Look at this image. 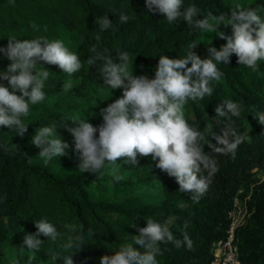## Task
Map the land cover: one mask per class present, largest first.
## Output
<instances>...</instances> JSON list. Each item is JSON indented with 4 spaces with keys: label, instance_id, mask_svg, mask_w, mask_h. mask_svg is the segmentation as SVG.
<instances>
[{
    "label": "trees",
    "instance_id": "obj_1",
    "mask_svg": "<svg viewBox=\"0 0 264 264\" xmlns=\"http://www.w3.org/2000/svg\"><path fill=\"white\" fill-rule=\"evenodd\" d=\"M236 3L259 9L264 18V0H183L185 8L195 4L201 9L200 18L208 11L213 15L228 13ZM14 5L10 0H0V47H6L9 38L59 39L80 57L84 67L68 76L58 66L39 61L37 70L45 67L50 75L44 101L30 105V114L22 118L29 125L27 133L20 137L15 130L0 126V145H17L19 149L9 155L0 147V264H12L13 260L28 264V250L26 246L23 252L20 248L23 236L35 233L33 221L42 218L53 223L62 235L56 241L41 236L44 243L32 264H53L51 255H63L67 237L77 234H83L84 244L73 249L77 252L72 257L74 264H100L102 256L133 243V236L139 234L137 228L146 227L148 219L159 223L171 219L169 227L174 236L183 240L186 233L193 242L191 250L186 245L177 248L171 243L160 244L158 264H208L211 246L224 236L232 199L248 194L250 213L235 237L239 264H264V125L254 118L264 113V60L259 62V72L254 73L237 64L233 54L229 65H217L224 77L219 83H211L213 94L185 105L190 125L198 130L211 126L207 139L212 143L216 142L212 133L220 135L228 119L215 116V107L229 99L243 106L241 116L231 119L238 134L246 139L234 159L217 155L205 143V152L217 162L218 171L212 175L207 193L195 202L179 191L175 178L155 166L157 161L151 156L138 155L135 167L118 160L119 174L125 176L120 182L108 174L107 165L101 170L102 176L81 173L74 138L60 126L68 115H79L99 126L100 109L122 95V90L103 85L97 72L99 61L97 66L87 64L92 46L111 58L118 52H128L133 61L130 71L154 78L159 56L184 58L188 45L195 41L199 45L194 51L205 58L207 47L219 50L227 41L215 32L190 30L186 21L169 24L162 14L150 13L145 0H14ZM121 13L130 17L127 23H120ZM103 16L112 20V27L105 31L95 23ZM33 23L39 30L31 27ZM218 31L232 34L230 25L222 24ZM9 63L0 53V70H6ZM68 80H72L73 88L65 92L62 84ZM0 83L8 86L7 81ZM52 124L70 148L66 156L54 157L45 164L38 155L41 149L31 144V139L37 128ZM70 126L76 125L70 122ZM63 225H74L76 231L70 232ZM56 264L63 261L58 258Z\"/></svg>",
    "mask_w": 264,
    "mask_h": 264
},
{
    "label": "clouds",
    "instance_id": "obj_2",
    "mask_svg": "<svg viewBox=\"0 0 264 264\" xmlns=\"http://www.w3.org/2000/svg\"><path fill=\"white\" fill-rule=\"evenodd\" d=\"M10 2L15 6L14 0ZM145 6L150 13L162 14L169 24L186 21L190 30L215 32L227 42L219 50L214 46L207 47L205 58L194 51L199 45L195 41L188 45L184 58L161 55L155 66L154 78L134 75L130 71L133 61L128 52H118L115 58H111L103 56L92 46L89 49L92 55L87 64L97 66L99 61L97 72L99 78L103 79V85L112 90H122V95L100 109L102 123L99 126L80 119L79 115H68L60 127L74 138V152L80 161L77 168L81 173H100L102 176L104 172L101 170L107 165L110 167L108 174L115 182H120L125 176L119 174L118 160L135 167L138 155L151 156L157 161V168L175 178L180 192L189 194L190 199L199 202L212 183V175L218 171L217 162L205 152L204 145L207 143L208 148L217 155L234 159L246 137L238 134L231 117L239 118L243 106L229 99L215 107V116L228 119L223 123L220 135L212 133L211 137L216 141L212 143L207 139L211 126L206 125L203 130H198L190 125L185 117V105L189 100L196 102L213 94L211 83H219L224 77L217 65H229L233 54L237 57V64L254 73L259 72V62L264 60V18L259 14V9L240 3H236L228 13L213 15L208 11L203 18H200L202 15L198 6L191 4L185 8L183 0H145ZM129 19L124 13L119 16L121 24ZM95 23L101 31L112 27V20L108 16L96 18ZM222 24L231 26V36L218 31ZM31 27L39 30L35 23ZM0 53L10 61L6 70H0V81H7L8 85L0 83V126L15 130L17 135L24 137L29 125L22 118L30 114V105L44 101V88L50 75L45 67L37 70L38 62L58 66L68 76L80 71L84 63L62 40L50 41L45 37L31 40L9 38L7 46L0 47ZM114 59L118 62H114ZM72 88V80L62 84L65 92ZM17 92L21 94L17 95ZM254 118L264 125V113ZM70 122L76 126H70ZM57 129L55 124L39 127L32 136L31 144L41 149L38 155L45 164L54 157L68 154L70 145L61 138ZM0 147L9 155L19 151L17 145L9 147L4 144ZM205 171L208 175L202 174ZM33 222L37 231L26 233L20 246L22 252L24 246L28 250V264H32L36 252L44 243L41 236L56 241L62 235L47 219ZM171 222V219L163 223L148 219L146 227L137 228L139 234L133 236V243L123 244L111 255L102 256L100 264H158L157 256L162 255L160 244L171 243L177 248L186 245L191 250L192 240L186 233L183 240L177 239L170 231ZM63 227L70 232L76 231L74 225ZM183 227L186 229L188 223L185 222ZM83 244V234L67 237L62 245L64 254L51 255L53 264L58 258L63 264H74L72 257L77 252L73 249ZM12 264L18 262L13 260Z\"/></svg>",
    "mask_w": 264,
    "mask_h": 264
},
{
    "label": "built area",
    "instance_id": "obj_3",
    "mask_svg": "<svg viewBox=\"0 0 264 264\" xmlns=\"http://www.w3.org/2000/svg\"><path fill=\"white\" fill-rule=\"evenodd\" d=\"M249 196L243 198L235 196L227 212V226L224 236L211 246L208 264H239L238 250L235 243L236 232L249 216Z\"/></svg>",
    "mask_w": 264,
    "mask_h": 264
}]
</instances>
